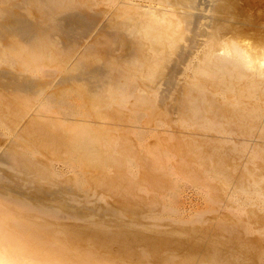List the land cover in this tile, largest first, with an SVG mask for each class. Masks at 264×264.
I'll use <instances>...</instances> for the list:
<instances>
[{
	"label": "bare ground",
	"instance_id": "obj_1",
	"mask_svg": "<svg viewBox=\"0 0 264 264\" xmlns=\"http://www.w3.org/2000/svg\"><path fill=\"white\" fill-rule=\"evenodd\" d=\"M0 264H264V0H0Z\"/></svg>",
	"mask_w": 264,
	"mask_h": 264
},
{
	"label": "rangeland",
	"instance_id": "obj_2",
	"mask_svg": "<svg viewBox=\"0 0 264 264\" xmlns=\"http://www.w3.org/2000/svg\"><path fill=\"white\" fill-rule=\"evenodd\" d=\"M159 128H162L160 126ZM159 137V134H145L144 135V143L146 146L150 145V143L156 138ZM149 143V144H148ZM58 162V161H57ZM61 164L58 163V166ZM172 178L175 180V185L177 189L175 190V194L173 195V201L177 202L183 209L187 211H194L197 209H205L207 207L204 204V199L198 194V189L195 187V184H191L183 179V176H179L177 174H173ZM214 208V207H213ZM208 209H212V207H208ZM215 209V208H214ZM222 212H228L229 208L219 207Z\"/></svg>",
	"mask_w": 264,
	"mask_h": 264
}]
</instances>
